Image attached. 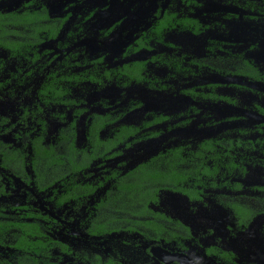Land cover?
<instances>
[{
	"label": "flooded vegetation",
	"instance_id": "af4514ba",
	"mask_svg": "<svg viewBox=\"0 0 264 264\" xmlns=\"http://www.w3.org/2000/svg\"><path fill=\"white\" fill-rule=\"evenodd\" d=\"M0 264H264V0H0Z\"/></svg>",
	"mask_w": 264,
	"mask_h": 264
}]
</instances>
